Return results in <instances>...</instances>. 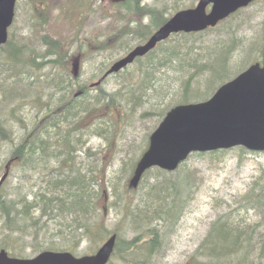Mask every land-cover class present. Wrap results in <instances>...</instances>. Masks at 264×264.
Segmentation results:
<instances>
[{
    "label": "trees",
    "instance_id": "obj_1",
    "mask_svg": "<svg viewBox=\"0 0 264 264\" xmlns=\"http://www.w3.org/2000/svg\"><path fill=\"white\" fill-rule=\"evenodd\" d=\"M174 1L168 15L163 8L140 7L141 0L117 2L131 17L124 20L120 37L115 31L104 42L100 41L99 51L114 50L107 42L117 37L115 46L120 50L116 48L114 54L126 52L146 40L173 12L193 5L181 6L179 1L182 0ZM28 4L33 9V5ZM142 9L148 14V23L132 24L130 20L138 18ZM45 11H34L36 25L46 24ZM240 11L202 32L171 36L137 58L132 72L126 67L103 78L107 62L99 66L91 83L76 75L75 62V69L70 71L71 49L65 50L58 39L45 35L34 40L29 36L17 43L18 40L11 41L9 37L0 47V111L20 100L37 98V88L40 94L43 90H53L58 96L54 104L46 103L42 116L24 132L21 140L11 144L8 158L0 164V172L9 164V172H19V181L31 183L28 187L20 185L10 189L14 191L4 192L7 178L0 187V248L20 255L17 251L24 244L22 236H32L33 243L29 246L33 253L42 250L75 253L86 241L89 251H83L84 254L94 252L108 236L116 233L115 248L108 264H112L115 257L124 264H164L160 261L163 237L175 231V224L186 210L194 177L188 169L182 170L186 162L173 171L172 177L166 175L172 172L149 168L137 187L143 186V192L134 202L128 199L129 193L134 192L128 180L139 151L142 153L147 145L149 133L171 106L208 98L221 83L247 67L240 66L248 57L238 34L243 24L251 21L229 23ZM209 32L213 34L207 38ZM260 44L263 51L264 21ZM37 45L43 49L37 51ZM21 63L33 73L16 66ZM37 71L41 76L36 75ZM122 72H129L131 76L124 88L109 91L103 87L109 77ZM29 79L41 84L33 85ZM98 80L100 82L95 84ZM55 104L58 105L52 107ZM135 120L151 122L143 137L145 146L140 145L131 158L122 160L116 180L106 179L109 197H112L109 200L107 192L100 191L101 158L97 160L91 148H85L86 138L102 137L107 142L106 149L124 129L134 127ZM9 141H12L11 136L0 121V151ZM238 148L246 151L244 147ZM225 152L227 150H215L191 156ZM216 207L220 210L209 222L188 263L264 264V182L259 189L235 196L231 201L220 199ZM113 210L127 221L133 233L131 238H122L123 228L109 230L105 226L103 214ZM52 226L58 228L57 234L47 236ZM52 238L59 243L54 244Z\"/></svg>",
    "mask_w": 264,
    "mask_h": 264
},
{
    "label": "rangeland",
    "instance_id": "obj_2",
    "mask_svg": "<svg viewBox=\"0 0 264 264\" xmlns=\"http://www.w3.org/2000/svg\"><path fill=\"white\" fill-rule=\"evenodd\" d=\"M119 1L121 0H18L16 16L9 30V37L11 41L18 40L17 43L20 40L28 39L29 36H32L34 40L45 35L58 39L61 45L65 47V50L71 49V59L68 63L70 71L72 68L75 69L73 67L75 62L77 64L76 75H78L80 80L91 83L99 72V66H104L107 62L110 64L125 52L119 51V53L114 54L115 49H119V46H115L118 40L117 37H112L107 42L110 47H115L114 50L104 51L100 49L99 51L98 49L100 41L104 42V39L112 32L116 31L115 35L120 37V30L124 25V20L131 17L127 9H121V6L116 4ZM173 1L141 0L140 7L146 10L156 7L159 9L163 8L167 10L166 14L168 15L172 5L175 4V1ZM179 2L182 3L181 6H185L195 4L197 0H182ZM28 3L33 5V9ZM42 7L46 10L47 22L45 25H36L33 13L35 10H43ZM242 20L248 23L251 21L249 24H243L242 31L238 34L244 41L243 45L248 57V60L240 65L243 67L254 60L264 59V50L262 51L260 44L262 22L264 21V0H257L244 8L229 23ZM130 22L132 24H146L148 23V14L144 13L142 9L139 17L132 18ZM222 27L224 26H220V28ZM212 34L213 32L207 33V38L212 36ZM134 43L136 42L133 41ZM110 47L107 46V48ZM162 47H165V44ZM7 49L9 47H6ZM36 49L39 51L43 47L37 45ZM81 49L84 51H81ZM89 55H92V57ZM136 65V63L129 65L127 67L129 72H132ZM16 66L18 68L21 67V70L33 73L32 69L25 68L23 63ZM38 72H36V75L41 76V73ZM129 72H122L116 76L109 77L103 87L109 91L124 88V83L131 78ZM28 81L32 82L33 85L41 84L39 81H34V79H29ZM37 92V98H32L30 101L20 100L0 111V121L8 130L12 140L2 145L0 164L4 163L8 158L11 144L20 140L24 132L30 129L36 120L42 116L46 103L54 104L58 96L53 90H43L40 94V90L37 88L35 93ZM56 105L58 104L52 107ZM133 124L134 127H130L127 130L124 129L121 136L113 140L111 146L106 149L104 148L107 146V142L102 137L92 136L91 138H86L85 148L90 147L97 160L101 158L99 161L102 164L103 180L100 183V191L107 192L108 197L110 187L106 184V179L114 178L116 180L122 160L131 158L140 145L145 146L142 144L143 137L151 127V122L135 120ZM117 142L119 147H117ZM140 154L139 151L138 155ZM81 157H86L85 153ZM187 169L191 176L193 175L195 184L189 197L188 206L174 226L175 231L163 237L160 261L164 262V264H189L187 260L204 236L209 222L217 216V212L220 210V208L216 207L220 203V199L231 201L235 196H242L250 190L259 189L264 182V151H243L238 147H233L223 154L190 156L182 167V170ZM3 172V170L0 172V176ZM173 174V172L166 173L168 177L174 176ZM20 177L17 170H10L4 192L14 191L10 189L20 185L23 187L30 186L31 183L25 184L19 181ZM143 189V186L135 188L134 192L129 193L128 199L134 202L141 195ZM111 199L112 197H109V200ZM102 204H104V201ZM103 218L107 229H118L119 231L122 228L124 229V234L122 235L124 240L133 236L127 221L122 220L120 214L116 215L114 210L110 211L109 214L104 213ZM51 228L52 230H47V236L57 234L55 230L58 228L55 227L53 229V226ZM22 237L25 238L24 244L21 245V249L19 248L17 252L22 257L35 255L36 253H33L32 248L29 246L33 243L32 236ZM51 241L54 244L59 243L55 238H52ZM51 241L46 242L51 243ZM88 248V243L83 241L75 254L80 255L83 251H89ZM124 263L122 259L120 260L116 257L112 259V264Z\"/></svg>",
    "mask_w": 264,
    "mask_h": 264
},
{
    "label": "water",
    "instance_id": "obj_3",
    "mask_svg": "<svg viewBox=\"0 0 264 264\" xmlns=\"http://www.w3.org/2000/svg\"><path fill=\"white\" fill-rule=\"evenodd\" d=\"M16 1L0 0V46L7 41ZM252 1L198 0L194 7L177 11L144 43L115 60L104 76L119 72L171 34L213 27ZM234 146L264 151V63H252L221 84L206 100L169 108L150 133L147 148L136 162L129 183L136 188L143 173L151 167L173 171L193 152ZM7 175L8 165L0 177V186ZM115 242L116 235L112 234L95 253L78 257L70 252L42 251L31 258H19L0 249V264H106Z\"/></svg>",
    "mask_w": 264,
    "mask_h": 264
},
{
    "label": "bare ground",
    "instance_id": "obj_4",
    "mask_svg": "<svg viewBox=\"0 0 264 264\" xmlns=\"http://www.w3.org/2000/svg\"><path fill=\"white\" fill-rule=\"evenodd\" d=\"M22 136H23V135H22ZM22 136H21V138H22ZM21 138H20V140H21ZM18 141H19V140H18ZM18 141H17V142H18Z\"/></svg>",
    "mask_w": 264,
    "mask_h": 264
},
{
    "label": "flooded vegetation",
    "instance_id": "obj_5",
    "mask_svg": "<svg viewBox=\"0 0 264 264\" xmlns=\"http://www.w3.org/2000/svg\"><path fill=\"white\" fill-rule=\"evenodd\" d=\"M75 65H77V64L75 63Z\"/></svg>",
    "mask_w": 264,
    "mask_h": 264
}]
</instances>
